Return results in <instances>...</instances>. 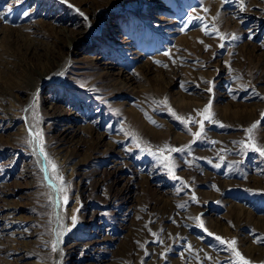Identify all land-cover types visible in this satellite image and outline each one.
I'll list each match as a JSON object with an SVG mask.
<instances>
[{
	"label": "rangeland",
	"instance_id": "obj_1",
	"mask_svg": "<svg viewBox=\"0 0 264 264\" xmlns=\"http://www.w3.org/2000/svg\"><path fill=\"white\" fill-rule=\"evenodd\" d=\"M0 264H264V0H0Z\"/></svg>",
	"mask_w": 264,
	"mask_h": 264
},
{
	"label": "bare ground",
	"instance_id": "obj_2",
	"mask_svg": "<svg viewBox=\"0 0 264 264\" xmlns=\"http://www.w3.org/2000/svg\"><path fill=\"white\" fill-rule=\"evenodd\" d=\"M65 67V66H64ZM63 67V68H64ZM62 70H64V69H62ZM42 159V158H41ZM60 204H61V202H60V199L57 197V206H58V208L60 209ZM60 256V255H59Z\"/></svg>",
	"mask_w": 264,
	"mask_h": 264
}]
</instances>
